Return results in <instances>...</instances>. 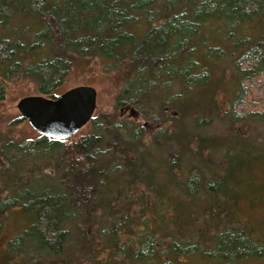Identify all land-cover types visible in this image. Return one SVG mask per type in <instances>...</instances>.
Returning <instances> with one entry per match:
<instances>
[{"label": "trees", "instance_id": "1", "mask_svg": "<svg viewBox=\"0 0 264 264\" xmlns=\"http://www.w3.org/2000/svg\"><path fill=\"white\" fill-rule=\"evenodd\" d=\"M88 60L118 77L88 135L0 136L1 264H263L236 208L264 193V110L239 109L264 0H0V102L19 78L55 100ZM128 109L158 122L148 140ZM4 215L30 222L10 237Z\"/></svg>", "mask_w": 264, "mask_h": 264}, {"label": "rangeland", "instance_id": "2", "mask_svg": "<svg viewBox=\"0 0 264 264\" xmlns=\"http://www.w3.org/2000/svg\"><path fill=\"white\" fill-rule=\"evenodd\" d=\"M53 94L59 97L64 92L78 87L89 86L95 89L96 109L93 116L100 113L111 114L113 112L114 98L118 90V77L114 74H105L101 72L98 64L94 60H88L84 63H79L73 67L71 73L67 75L62 81H56ZM247 96L245 98V105L239 108L244 113L263 111L264 110V76L254 78L246 84ZM27 96H43L37 91V85L29 79H14L6 83V96L3 102H0V136L7 135L11 138L18 139L22 142V146L29 147L31 142L29 140H36L39 136L32 130L26 120H22L20 114L16 109L17 102ZM119 114V121L124 117L134 123H140L145 131L146 140L159 127L158 122L154 120L144 121L141 116L137 119L130 118L131 112L128 110L121 111ZM20 121V122H19ZM90 132L89 126L82 128L74 137L64 140L67 143H74L78 141L81 136L88 135ZM32 153V152H31ZM257 172V171H256ZM259 172V170H258ZM257 184L260 183L264 187V173H259ZM48 183H44L43 187H49ZM259 201L254 203L240 202L236 210L238 211L237 218L242 222L238 224L242 229L248 230L252 227L256 228L258 233L253 236L255 239L264 238V193ZM3 235L13 237L16 232L26 228L30 222L29 215L21 217H12L4 215L1 220H6ZM237 225V226H238ZM20 230V231H21ZM4 236H0V257L5 253ZM2 259L0 258V264ZM264 264V261H262Z\"/></svg>", "mask_w": 264, "mask_h": 264}, {"label": "water", "instance_id": "3", "mask_svg": "<svg viewBox=\"0 0 264 264\" xmlns=\"http://www.w3.org/2000/svg\"><path fill=\"white\" fill-rule=\"evenodd\" d=\"M96 97L94 88L78 86L55 100L42 96L23 97L16 109L38 136L64 141L74 137L91 121Z\"/></svg>", "mask_w": 264, "mask_h": 264}]
</instances>
